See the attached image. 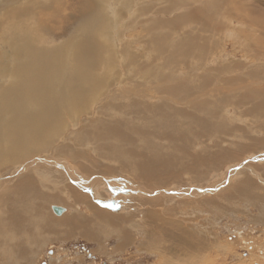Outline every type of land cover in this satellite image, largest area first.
I'll return each instance as SVG.
<instances>
[{
	"label": "rangeland",
	"instance_id": "rangeland-1",
	"mask_svg": "<svg viewBox=\"0 0 264 264\" xmlns=\"http://www.w3.org/2000/svg\"><path fill=\"white\" fill-rule=\"evenodd\" d=\"M98 1L106 3L101 10L106 23L94 24L105 28L97 36L102 61L85 76L87 83L96 81V88L87 91L91 100L85 106L80 101L74 117L64 116L62 130L48 148L25 151L17 162L0 166V193L16 182H27L26 176L38 178L31 165H42L41 169L46 165L48 183H54L44 189L61 196L47 203L51 216L92 214L100 206L129 222L114 229L110 223L91 225L96 228L93 238L63 234L62 227L41 236L37 229L34 234L42 242L28 245L32 247L25 261L264 264V0H0V51L7 53L10 64L16 45L35 36L33 48L53 49L66 42L78 48L86 36L93 37V24L87 25L88 7ZM192 41L198 49L191 47ZM0 77V82L6 80ZM204 101L210 104L199 114L205 117L211 110L217 115L219 109L220 118L206 120H214V127L221 129L210 131L215 136L207 132L200 138L189 133L190 124L178 109L194 110L192 102L197 110ZM165 116L168 124L156 129ZM218 121L226 124L224 130L217 127ZM102 123H118L125 148L129 153L134 149L140 160L154 152L147 149L149 141L177 164L173 158L184 135L191 138L193 151L205 152L209 146L215 152L214 145L221 141L229 157L215 166L217 171L204 175L206 169L187 160L176 168L137 170L91 139V131ZM194 126L201 135L202 128ZM235 180H245L252 196L237 194ZM54 205L66 210L57 214ZM1 245L0 264H5L14 255Z\"/></svg>",
	"mask_w": 264,
	"mask_h": 264
},
{
	"label": "bare ground",
	"instance_id": "bare-ground-1",
	"mask_svg": "<svg viewBox=\"0 0 264 264\" xmlns=\"http://www.w3.org/2000/svg\"><path fill=\"white\" fill-rule=\"evenodd\" d=\"M85 1L87 2V0ZM105 4L106 3L104 2L99 4V1L91 5L89 3L88 8L90 11L88 10L89 13L87 15V18L89 19L87 18L85 19H87V25L88 23L93 24L91 28L92 31L91 33L93 34V37L88 38L86 36L87 40L85 39L86 41L83 42V45L79 44L78 48L76 47V45H73L71 42L70 43L66 42L65 45H61V46L57 45L58 47H52L53 49H51L50 47L46 49L44 48L45 45L44 46L42 45L43 46L42 49L33 48L34 39L38 37L35 36L33 40L23 39L22 42L24 41V43L20 45L18 44L16 45V47L14 46L15 48L14 50H12L13 60L12 63L10 64H8V61H6V59H8V57H6L7 53L5 54L3 51H0V76H3V79H6L4 80V82L2 81L0 82V166L1 165L3 166L4 163L9 164V162L12 163L13 161H16L15 159H17V156H21L22 154L25 153V151L29 150L28 151L29 154L31 149L38 150V149L48 148L51 145V143L55 140V138L58 136L59 132H61L62 130L61 124L64 123L63 120L64 116L67 114L69 116H73L75 114V111H79L77 110L78 107L82 106V104L84 105V103H86L88 100L89 101L91 100L89 99L87 91L89 90V88H91V86H95L96 88V81L94 82L91 81L87 83L88 81H85V76H87L89 71L88 69L91 66L95 68L98 62L102 61L103 55H101V53L103 52V50H102V46H100L101 43H99L97 40V36L99 35L100 30L105 27L101 26L102 28H100V26H94V24L98 20H101V22L104 21L103 17L101 16V10L104 9ZM42 6L44 5L42 4L40 7ZM51 6L52 5L50 4V8ZM25 8L26 6L24 7V9ZM22 14L26 15L27 12L24 11V13L22 12ZM33 16L35 15L33 14ZM9 17H11L10 14ZM11 28L15 30L14 27ZM45 30L44 32H46ZM48 33L49 32H47V34ZM39 39L42 40L41 38ZM2 44L3 41H0V46H2L3 48ZM190 44L193 49H198V47H196L197 44L194 43L193 41ZM3 71L4 73H2ZM77 72H79L78 75L72 74V73L76 74ZM80 101L83 103L78 104ZM207 103L210 104L209 102L204 101V103L197 110L192 102L189 104H190V108H194V110L178 109L179 110L178 113H180L182 119L186 120L190 124L191 129L188 126L189 133L194 132V136H199L200 138L203 137L204 134L206 135L207 132L217 129L214 127L215 121L214 120L213 122L207 121L206 118H208L209 116H214L213 117L214 119L220 118L219 109L217 111V115L216 112L213 113L211 112V110L207 111L208 115L205 117L202 114H199V110L201 109V107H203ZM195 104L197 105L201 103H195ZM70 106L73 108L72 110ZM164 120L167 121L166 116L162 120H158L160 125H158L156 129L157 128L162 129L168 124V122H164ZM110 123L107 125L106 123H102L100 125V128L91 131V135L90 134L89 135L92 138L91 137L90 138L93 141H95V143L100 142L103 148H107L105 153L114 156L118 154V157L123 159V164H125L127 167L128 166L135 167L137 170L138 168L145 170L153 166L164 167L169 169L174 165L177 167L178 165L183 164L182 166H184V163L186 164L185 160H187L189 164H193L198 167H203L204 169H206L204 173H201L204 175V174H209L211 171H217L218 168H216L215 166L216 165L218 166V164L221 165V163L226 161L229 157V152H228L229 150L226 147H223L221 141H218V143L214 145L217 146L218 148L215 152L212 151L210 149L211 147L207 145H205L207 147H204L207 149L205 152H202L201 150L193 151L192 145L194 144L192 143V140H189L191 138L189 137V139H187L185 138L184 135L181 136V138H183V142L182 141H180L182 143L179 142L181 146L179 145L176 148L177 150H179L177 151L178 153L176 152L177 157L174 158L171 157L173 158V160L177 159V164L175 163V161L171 163L169 159L163 155L164 152L162 151L160 152L157 148L151 146L150 144L151 142L149 141L146 144L147 149L148 150L149 148L153 149L154 152L147 153L144 160L143 159L140 160L139 154L133 153V151H135L134 149H131L132 152L130 151L129 153L128 149L125 148V144L127 143H125V141L124 142L122 141L124 135L120 131L119 124L118 123L110 124ZM195 124L199 125L198 126L200 127L199 129L202 128L201 135L199 133L200 131L196 130L194 126ZM223 124L224 125H222L221 121H218V124L216 125L217 127L221 126L222 130H224V128H226V124L225 123ZM220 129L217 130L220 131ZM195 130L198 132L199 135L197 134V132H195ZM215 133L216 132H210L208 133V135L215 136L216 135ZM170 140L172 142V139ZM104 141L106 144L104 143ZM102 146L100 147V149H102ZM172 149H174V147ZM125 155H126V161L124 160ZM45 166L46 165H44V168L41 169V167H43L42 165L38 167L35 166L34 164L31 165L32 168H37L35 172L39 176L38 177L39 179L36 178V176L35 177L26 176L24 180H27V182L25 183L22 181H21L22 183L16 182L14 187L13 186L12 187L10 186L11 188L7 187L8 188L7 190L4 191L2 190V193H0V244H2L1 247L4 245L3 247H6L7 248L6 250L10 251L14 255L13 257H11L9 262L3 261L5 262V264H24V261L26 260L27 256L30 255L29 249H31L32 247L30 246L29 248L28 245L41 243L42 238L41 240L40 238L38 239V235L41 234V236H44V234L47 231H51L54 229L55 231L58 232V230L62 227L63 234L65 233L67 234L70 233L69 235L81 234L82 236L85 235L89 238H93L94 235L91 232L96 230V228L95 229L94 227L92 228L91 225L100 226L106 223L107 224L110 223L113 224L112 228L114 229V227L119 225L121 222L122 224H124V221L129 222L128 219H125L124 216L122 215L118 216V214L114 213L112 210H107L106 208H102L100 206L99 207L95 206V208L93 207L95 211H93L92 214L82 213V211L81 212L75 211L74 215H67L64 216L63 218H54L53 216L50 215V213H48V210L46 209L47 203L51 201H59L61 200L60 199L61 196L56 193L47 192L46 189H44V187L46 188L47 187L49 188L51 186L53 187L52 183H54L51 180H50L51 183L50 182L48 183L47 180L48 178L46 177V174H48V170L45 168ZM1 181H2V177H0V182ZM234 183H236L234 189L235 192L238 191L237 194L239 193L244 194L245 198L252 196L251 193L250 194L247 193L246 188L249 186L248 183L246 184L245 180L240 182L235 180ZM234 194H231V196L234 197L233 196ZM256 196L257 195H254V198H256ZM240 197L243 196L241 195ZM94 212H96L95 217H93ZM87 219L89 220L88 223L86 222ZM82 223H85V228L83 227L84 225ZM37 229L39 230L38 235L34 234V232ZM170 236L173 235L169 234V237ZM187 251L190 252L191 249H187ZM26 263L28 264V262Z\"/></svg>",
	"mask_w": 264,
	"mask_h": 264
},
{
	"label": "water",
	"instance_id": "water-1",
	"mask_svg": "<svg viewBox=\"0 0 264 264\" xmlns=\"http://www.w3.org/2000/svg\"><path fill=\"white\" fill-rule=\"evenodd\" d=\"M53 210L57 213V214H61L63 211H65L66 209L64 207H60L57 205L53 206Z\"/></svg>",
	"mask_w": 264,
	"mask_h": 264
}]
</instances>
